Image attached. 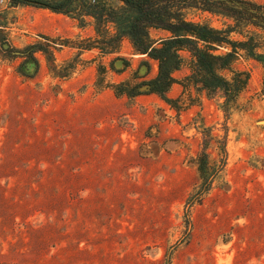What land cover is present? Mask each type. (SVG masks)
Here are the masks:
<instances>
[{"label":"rangeland","instance_id":"1","mask_svg":"<svg viewBox=\"0 0 264 264\" xmlns=\"http://www.w3.org/2000/svg\"><path fill=\"white\" fill-rule=\"evenodd\" d=\"M89 1L67 16L0 0V264H264L263 64L237 52L249 79L227 111L221 92L193 88H171L174 106L117 97L108 85L139 86L157 64L128 39L88 49ZM203 7L189 0L186 19L236 26ZM240 25L229 38L257 35L264 54V30ZM205 142L214 176L197 200Z\"/></svg>","mask_w":264,"mask_h":264},{"label":"trees","instance_id":"2","mask_svg":"<svg viewBox=\"0 0 264 264\" xmlns=\"http://www.w3.org/2000/svg\"><path fill=\"white\" fill-rule=\"evenodd\" d=\"M7 1L12 5L34 6L67 16L74 11L73 5L76 2V0ZM113 1L122 6L107 7L104 0H91L81 5L83 9L79 11L78 16H89L94 19L95 24L96 37L89 41L87 48H97L104 54H112L116 52L123 39H128L137 53L146 55L157 64L155 76L140 83L139 86L132 87L133 89H128V85L123 82L108 85L107 87H111L117 97L126 95L132 98L141 94H155L166 104L174 106L176 99L169 98L167 94L173 84H178L183 91L193 88L198 94L205 93L207 98L221 92L224 98L223 108L227 111L245 89L249 79L247 73L233 69L237 52H244L247 58L264 66V54L257 52L262 47L256 42L257 35H246L244 41H233L229 38L232 33L242 34L237 31L241 26L240 23L264 30V6L232 0L240 4L241 7L237 8L224 1L198 0L204 5L203 10L210 13L217 12L214 7L217 8V4H220L221 11L218 13L235 20V27L223 30L187 20L184 9L189 0ZM109 22L117 25L114 33L104 29ZM150 29L164 30L169 36L164 39L158 38L159 40L151 38ZM223 46L230 48V51L218 53V49ZM38 51H43V48H38ZM184 52L188 54L187 58L183 56ZM184 66L189 69V74L183 79H175L173 74ZM100 70L104 71L103 68ZM225 71L231 74L230 78L224 77ZM145 84L150 86V90L138 92L137 88ZM207 144V142L203 144V150L195 160L200 180L195 197L197 200L208 191L214 176L211 173L214 171V167H211L214 162L207 153Z\"/></svg>","mask_w":264,"mask_h":264},{"label":"crops","instance_id":"3","mask_svg":"<svg viewBox=\"0 0 264 264\" xmlns=\"http://www.w3.org/2000/svg\"><path fill=\"white\" fill-rule=\"evenodd\" d=\"M149 34H150V37L151 38H154L152 34L157 35V37H155L154 39H158V38L164 39V38H167L169 36V33L166 32V31H164V30H154V29H150L149 30ZM182 54H183L184 57H186V58L188 57V54L187 53L184 52ZM151 61H153V60H151ZM153 62H155V61H153ZM178 73L179 74H182V78H183V77H185V76H187L189 74V69L187 68V66H184L179 71H176L173 74V77L176 78V74H178ZM177 87L181 89V86L178 85V84H173L172 85V88H177ZM169 98H172V97H169Z\"/></svg>","mask_w":264,"mask_h":264},{"label":"water","instance_id":"4","mask_svg":"<svg viewBox=\"0 0 264 264\" xmlns=\"http://www.w3.org/2000/svg\"><path fill=\"white\" fill-rule=\"evenodd\" d=\"M210 1H224V2H226V3H227L228 5H230V6L237 7V8H240V7H241L239 3L234 2V1H232V0H210ZM34 4H35V5H38V3H34ZM3 47H4V49H7L8 45L3 44ZM115 63H120L121 67L124 66L122 60H116ZM115 63H114V65H115ZM121 67H119V68H121ZM142 68H144L145 71L147 70V67H146V66H142L141 69H142ZM141 69H140V70H141ZM149 90H150V86H149L148 84L142 85V86H140V87L137 88V91H138V92H148ZM260 123L263 124L264 121H262V122H260Z\"/></svg>","mask_w":264,"mask_h":264},{"label":"bare ground","instance_id":"5","mask_svg":"<svg viewBox=\"0 0 264 264\" xmlns=\"http://www.w3.org/2000/svg\"><path fill=\"white\" fill-rule=\"evenodd\" d=\"M115 65H116V63H115Z\"/></svg>","mask_w":264,"mask_h":264}]
</instances>
